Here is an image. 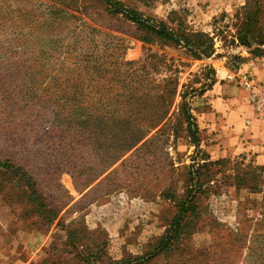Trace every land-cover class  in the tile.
I'll use <instances>...</instances> for the list:
<instances>
[{
	"label": "rangeland",
	"instance_id": "obj_1",
	"mask_svg": "<svg viewBox=\"0 0 264 264\" xmlns=\"http://www.w3.org/2000/svg\"><path fill=\"white\" fill-rule=\"evenodd\" d=\"M233 71L264 72V0H0V264H264V196L199 146ZM116 100L162 120L104 169Z\"/></svg>",
	"mask_w": 264,
	"mask_h": 264
},
{
	"label": "crops",
	"instance_id": "obj_2",
	"mask_svg": "<svg viewBox=\"0 0 264 264\" xmlns=\"http://www.w3.org/2000/svg\"><path fill=\"white\" fill-rule=\"evenodd\" d=\"M226 82L229 84L227 88L232 86L237 90H214V107L207 113L201 112L199 127L205 137L199 146L205 149L203 161L217 169L216 177L222 173L226 164H231L232 187L238 191H250L252 196L247 198L249 203L259 205V199L264 196V123L255 116L245 90L232 80ZM188 166L183 162L181 170L177 168L180 175L183 174L181 179L187 175ZM210 182L216 181L212 178ZM160 197L167 199L163 192L156 198ZM171 215L174 212L165 209L162 218ZM161 237L162 234H159L151 241H158Z\"/></svg>",
	"mask_w": 264,
	"mask_h": 264
},
{
	"label": "trees",
	"instance_id": "obj_3",
	"mask_svg": "<svg viewBox=\"0 0 264 264\" xmlns=\"http://www.w3.org/2000/svg\"><path fill=\"white\" fill-rule=\"evenodd\" d=\"M119 103L120 101L116 100L114 102V108L111 110V112L113 111L114 115L116 116H118V111L121 110V108L117 106ZM111 119L113 122V135H111L110 139H108V148L110 149V153H112L113 157L109 158L107 163L103 166L104 169H107L112 166L132 146L136 145L140 140L143 139V137L148 136L162 120L158 118L155 122L153 121L152 124H149L147 126V129L143 131L141 124L139 122H136V120L128 121V125H123V119H121V116L114 117ZM84 123H86V121Z\"/></svg>",
	"mask_w": 264,
	"mask_h": 264
},
{
	"label": "built area",
	"instance_id": "obj_4",
	"mask_svg": "<svg viewBox=\"0 0 264 264\" xmlns=\"http://www.w3.org/2000/svg\"><path fill=\"white\" fill-rule=\"evenodd\" d=\"M227 78L245 90L255 116L264 123V72L259 76H254L246 72L233 71L228 73Z\"/></svg>",
	"mask_w": 264,
	"mask_h": 264
}]
</instances>
